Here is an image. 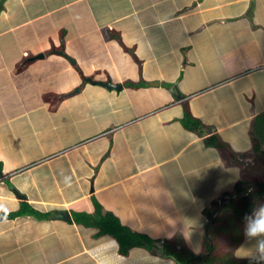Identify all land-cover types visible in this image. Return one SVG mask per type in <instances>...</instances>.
Returning <instances> with one entry per match:
<instances>
[{
	"label": "crops",
	"instance_id": "0c3cea01",
	"mask_svg": "<svg viewBox=\"0 0 264 264\" xmlns=\"http://www.w3.org/2000/svg\"><path fill=\"white\" fill-rule=\"evenodd\" d=\"M263 168L264 0L0 7V264H178L166 241L199 260L204 211ZM98 209L155 246L122 257L77 224Z\"/></svg>",
	"mask_w": 264,
	"mask_h": 264
},
{
	"label": "trees",
	"instance_id": "16d2710c",
	"mask_svg": "<svg viewBox=\"0 0 264 264\" xmlns=\"http://www.w3.org/2000/svg\"><path fill=\"white\" fill-rule=\"evenodd\" d=\"M127 85L137 89L145 84L142 82H128ZM48 99L61 100V98L53 96ZM183 121L192 130L199 131L202 129V123L194 118L188 109H186ZM207 143L216 148H223V142L218 135L208 138ZM263 181H253L252 184L250 182H238L229 194V199H223L219 207L216 203L211 204L204 211V216L210 221L219 208L217 217L211 221L208 227V240H205L203 249L199 252V255L202 256L199 260L196 259V253L190 251L184 245H180L181 248L177 249L175 245L168 241L165 243L164 255L178 264H246V260L237 259L233 256V252L243 243L244 236L241 228L243 214L249 210L258 195L262 197L261 199H264V185L258 184ZM252 185H256L254 191L248 197H243ZM76 222L85 228L98 229L101 236L114 239L119 246V254L122 257L127 256L134 249L151 251L155 246V243L149 237L130 231L122 226L120 221L112 214H103L99 209L93 215H77ZM224 243L230 245L229 252L221 251ZM207 253H209L208 256H204Z\"/></svg>",
	"mask_w": 264,
	"mask_h": 264
},
{
	"label": "clouds",
	"instance_id": "9594fccd",
	"mask_svg": "<svg viewBox=\"0 0 264 264\" xmlns=\"http://www.w3.org/2000/svg\"><path fill=\"white\" fill-rule=\"evenodd\" d=\"M241 228L245 242L235 249L234 254L238 258H247L250 264H261L264 261V199L254 200L242 216ZM251 238H257L255 244L246 242Z\"/></svg>",
	"mask_w": 264,
	"mask_h": 264
},
{
	"label": "rangeland",
	"instance_id": "374dc122",
	"mask_svg": "<svg viewBox=\"0 0 264 264\" xmlns=\"http://www.w3.org/2000/svg\"><path fill=\"white\" fill-rule=\"evenodd\" d=\"M255 160H256V162L254 163V167H260L261 166V163L263 162L262 160H261V157L259 156H257V158H256V156H255ZM262 167V166H261ZM263 170H264V168H263ZM262 170V174H259V175H261V176H263V178H264V171ZM244 175H248L249 174V172L248 171H246L245 173H243ZM255 181V180H254ZM252 182L253 181H250V184H252ZM258 184H262V185H264V181L263 182H261V183H258ZM255 187H256V185H252L250 188H249V190H248V192L246 193V194H244V195H246V197H248L249 196V194L250 193H252V191H254V189H255ZM229 197V196H228ZM245 197V198H246ZM223 198H224V196H223ZM150 223H152L153 225V227H154V229L155 230H159L160 228H161V226H162V222L161 221H158V220H150L149 221ZM176 223L179 225V228H182V225H181V221H176ZM160 231V230H159ZM184 235V233L182 232V231H177L176 233H173V238H176L177 236H180V235ZM179 238V237H178ZM195 238V235L193 234V236H191V240L192 239H194ZM256 243V240H253L252 242H251V244H255ZM230 245H228V244H226V243H224V244H222V248H221V251H225V252H229V250L231 249V247H229ZM229 249V250H228ZM234 252H235V250H234ZM233 252V253H234ZM209 254V253H208ZM235 255V254H234ZM235 257H237L236 255H235ZM248 261V260H247ZM248 263V262H247ZM246 263V264H247Z\"/></svg>",
	"mask_w": 264,
	"mask_h": 264
},
{
	"label": "water",
	"instance_id": "95a60500",
	"mask_svg": "<svg viewBox=\"0 0 264 264\" xmlns=\"http://www.w3.org/2000/svg\"><path fill=\"white\" fill-rule=\"evenodd\" d=\"M4 1H6V0H0V7H2V4L4 3ZM60 54H61V53H60ZM39 57H41V56H37V58H39ZM31 59H34V58H31ZM71 62L74 63L73 61H71ZM87 80H88L89 82L93 83V84L101 85V86L106 87V88H109V89H110V88H114V89H120V88H121L120 85L112 84L111 81L100 82V81L93 80V79H91V78H88ZM77 91H78V90H77ZM77 91H76V92H77ZM0 174H1V172H0ZM243 197H246V195H244ZM222 199H229V198H228V196H226V197H224V198H222ZM218 205L220 206V202L218 203ZM215 217H216V215L212 218V220H214ZM65 218H66L65 220L71 222L70 216L66 215ZM3 219H4V217H0V221L3 220ZM212 220H211V221H212ZM205 236H206V238H207V235H205ZM159 247H160V248H161V247L163 248V247H164V243H163V242L160 243ZM247 264H250V262H248Z\"/></svg>",
	"mask_w": 264,
	"mask_h": 264
}]
</instances>
